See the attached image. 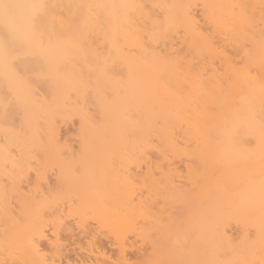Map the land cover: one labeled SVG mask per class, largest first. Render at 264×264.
I'll list each match as a JSON object with an SVG mask.
<instances>
[{"label":"bare ground","instance_id":"bare-ground-1","mask_svg":"<svg viewBox=\"0 0 264 264\" xmlns=\"http://www.w3.org/2000/svg\"><path fill=\"white\" fill-rule=\"evenodd\" d=\"M8 4L0 0V86L20 121L44 125L51 158L59 159L56 184L68 198L88 192L87 201L79 197L80 215L107 216L106 234L121 249L130 226L145 238L157 227L170 235L150 241L162 255L167 240L188 253L187 244L203 248L205 239L202 264H264V1ZM72 119L73 134L61 138L59 122ZM153 156L164 166L183 163L184 173L174 171L177 181L164 170L155 177ZM111 158L135 172L143 164L138 185L130 170L125 183L105 180ZM152 192L174 210L154 206ZM172 243L178 253L168 261L182 264L186 256Z\"/></svg>","mask_w":264,"mask_h":264},{"label":"rangeland","instance_id":"rangeland-1","mask_svg":"<svg viewBox=\"0 0 264 264\" xmlns=\"http://www.w3.org/2000/svg\"><path fill=\"white\" fill-rule=\"evenodd\" d=\"M5 1L9 3L8 6H13L14 4V0ZM198 8L197 13L200 14V6ZM262 9H264V7ZM216 40L219 42V38H216ZM221 47L228 51V53L232 52V50L230 51L229 45L225 47L224 45H221ZM216 61L217 60L215 59V62ZM217 63L218 62H216V64ZM1 72L2 71L0 68V73ZM8 95L9 94L0 86V100L2 101L3 99L7 98V100L4 101L3 104H1L0 102V264H119V262L129 264L126 263L128 261L131 264H171V261H168L169 258H172L173 255L177 254L178 252L176 250H173L171 246L168 247V245L172 241L174 243V246L180 245L179 248L181 249V243H176L175 245V242L173 240H167V242H169L167 244H165L166 242H164L165 250H162L163 253H168L169 250H171V252L169 253H173L172 255H164L165 253L162 255L159 253V251L153 250V248L149 246L153 244H150V241L152 239L155 240V242L159 240L158 237L156 238V235H162V239L165 236L163 234L158 235V228L153 224L152 227H156L155 231L157 233L153 234L155 235V237L153 238L152 236H149L152 235V233H149L147 235L148 237L146 238L145 236L143 237L140 235L135 236L131 228L132 226H130L127 231L125 230L126 228H123L125 225L122 226L123 229H120L121 231L131 233H125V236L123 232L125 236L123 242L125 243H123L124 245L122 244L121 247H124L125 249H121L118 248L120 246H115L113 244L115 242H113L112 238H110L109 236V227H111V221L109 218L106 219L107 216H104L105 219L100 218L101 221H106L104 223V225H106L105 227L104 225H102L104 221L101 223V221H98L99 219H97V217L93 218L94 215L90 213H88L90 217H88L87 213L86 217L81 212V215L83 214L84 216L83 219V216L80 215L81 210L78 208L77 203L79 202L80 196L84 201H87L89 198V195L86 196L88 192L86 193V190L84 191L83 188H81L82 191L86 193L84 197H82L83 195L75 190L74 192L70 193L71 198H68L69 195L67 194L65 188H63L64 186L62 187V185L56 184L59 159L51 158V153L48 149L46 136L44 134V125H41V123L38 125H34L32 119L30 118L29 120H25L23 122L20 121L21 119L17 114V110H15L14 112L15 104L9 101V97H7ZM76 124V120L74 119L67 122H59L58 127L60 137L64 138L70 134L72 135ZM251 141L246 140L247 147L245 146V149H249L250 145L253 144V142ZM248 142H250L251 144L248 145ZM71 146L75 151H78L79 146L76 141L73 140L71 142ZM254 146V144L253 146L251 145V149H253ZM263 157L262 159H264ZM152 158V165H154L153 167H155L156 170H154V168H151V174L155 177H159V174L157 173H160V170H164L165 172L167 171L166 173L168 175H171V177L170 175L169 177L167 176L170 180L173 176L172 181H177L178 178L177 175H175L176 173L174 171L177 170L184 173V168H181L184 167L182 166L184 165L183 163H177L176 161H173L176 163H169L170 166L169 164H166L167 166H169L167 167L164 166V160L163 165L162 162L158 161L160 159H156V156H153ZM154 159L156 160L154 161ZM83 161L85 160H82V162ZM125 161L126 160H123L121 158H114L110 161L108 160L107 162H112V164H107L106 167L107 169H112L110 170L111 172L108 171L110 173H108L109 176H107L105 180L109 182L111 181L116 184H121L120 182L125 183L128 181L124 180L125 173H128V171L126 170H130L129 173L133 175V181L135 180L137 182L135 183L134 181V183L138 185V182H140V179L143 177L144 171L146 169L145 166L144 168L142 166L143 164H141V167L138 166L137 168L134 166L137 169H135V172L134 170H132L133 168L130 167L129 169V167H126L131 165H126V163L128 162L126 161L125 163ZM159 162L162 167L156 166V164H159ZM163 166L166 169H164ZM158 167L160 169H158ZM138 170L139 172H137ZM153 170L155 173L153 172ZM136 173H138L139 175ZM134 176L136 178H134ZM137 177L139 180H137ZM92 180L94 181V179ZM92 180L90 181L92 182ZM136 185H134V188ZM139 186L135 188V190L137 189L136 191H138V189L143 190ZM81 189L78 190H80V192L84 194ZM142 192L144 193L142 194ZM142 192L140 191V193L137 192L138 194H135H137V196L144 195V197H147V192L145 193V190H143ZM149 194L150 193H148V195ZM152 194H150V199L154 197L153 200L151 199L154 202V206H161L163 207L162 209L166 207L164 205H167V207L169 206V211L166 208V213H163L168 214L170 213V211L172 212L174 210V208L169 205L171 203L168 200H166L164 204L163 201L165 199L162 200V198H160L156 193L153 194L154 196ZM134 197L136 196L134 195ZM159 198L162 201L159 200ZM157 200H159L160 205H158ZM94 219L97 220V223L93 221ZM84 222H87V224H83ZM88 224L92 226V228H90L91 226L89 227V229H92V231L88 229L91 233L89 234L88 232L87 235H85L83 232V228L86 225L88 228ZM96 224H98V226ZM82 225L85 226L83 227ZM126 225L129 226L128 224ZM154 227L152 228L153 230L149 229V232L152 231L154 233ZM105 228L107 229V231L109 230V234H106L108 232ZM81 231L84 235L81 233ZM94 236L95 238L97 237V240L94 238ZM149 237L150 239H147ZM167 237H170V235L165 236V238ZM91 239H94V243ZM200 241L201 240H199L198 243H200ZM204 241L206 240L202 239V242L200 244V246L203 248L198 247L199 244H187L189 251H186H188V253L185 252V249L187 248H183L185 253L183 252V250H179L178 246L175 248L180 251V254L183 253V256L185 255L187 257V259L186 257H181L182 264H191L194 262L195 264H202L206 262H201L200 260L202 259V256L200 254L202 252L207 257L206 258L203 255V260L208 259V255L206 252L207 249L205 248V244L203 243ZM95 243L96 245H94ZM193 245L197 248H194ZM95 246H97V250L100 249L101 251L99 250L98 252L95 249ZM191 247H193V250L191 249ZM150 248H152V250ZM122 250H124L126 254H123L125 253L123 251L121 253V256L126 255V258H123L124 256H120V252ZM198 254L200 255V258ZM192 256L194 258L193 262H191ZM120 257L121 259H119ZM188 257H190L191 259H188ZM196 258L197 261H195ZM123 259L124 261H121ZM188 260H191L190 263Z\"/></svg>","mask_w":264,"mask_h":264}]
</instances>
